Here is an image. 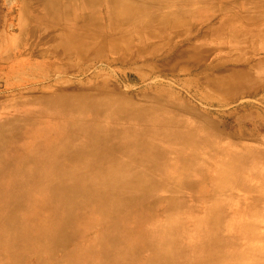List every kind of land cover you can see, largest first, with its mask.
Listing matches in <instances>:
<instances>
[{
    "label": "rangeland",
    "instance_id": "374dc122",
    "mask_svg": "<svg viewBox=\"0 0 264 264\" xmlns=\"http://www.w3.org/2000/svg\"><path fill=\"white\" fill-rule=\"evenodd\" d=\"M124 1L144 11L125 18L120 0H85L86 7L81 0H69L71 11L65 5L64 14L68 12L72 21L82 16L74 25L83 32L81 39L70 42L57 37L59 32L67 33L66 29L44 23L36 26L33 16L38 12L33 1L0 0V123L19 120L24 129H42V122L56 120L39 112H61L76 105L89 124L74 135L27 137L20 152L12 151L10 141L4 155L0 154V167L2 161L10 167L24 161L20 168L52 167L66 173L97 169L101 166L49 163L69 160L62 151L73 142L86 146V155L71 156L74 162H94L99 152L117 154L106 140L94 136L92 128L117 125L124 118L119 114L122 110L141 117L148 109L163 120L175 117L179 121V127L171 125L175 133H189L201 153L203 165L194 166L197 171L184 182L190 185L185 200L194 215L205 216L206 200L220 199L219 212L224 218L235 209L256 214L255 233L263 239L264 165L233 164L226 180L222 178L225 168L215 161L213 151L206 156L204 147L213 142L216 148L223 144L239 154L252 147L264 159V39L255 32V23L264 26V0ZM69 20L63 18L65 24ZM39 61L40 66H33ZM65 94L64 100L58 98ZM110 116L115 120L110 121ZM166 157L161 160L176 174L163 178L156 170L153 175L166 186L181 184L185 175L174 163L175 157ZM220 184L227 186L222 192L217 191ZM155 196L154 210L149 211L163 221L168 195L159 190ZM41 221L46 223L41 216L29 225L35 227ZM107 225H92L76 242L98 244L99 232ZM236 238L245 241L240 234ZM64 250L49 257L44 248L39 249L26 258L18 255L12 264H63L69 251ZM147 257L142 252L139 259Z\"/></svg>",
    "mask_w": 264,
    "mask_h": 264
},
{
    "label": "bare ground",
    "instance_id": "6f19581e",
    "mask_svg": "<svg viewBox=\"0 0 264 264\" xmlns=\"http://www.w3.org/2000/svg\"><path fill=\"white\" fill-rule=\"evenodd\" d=\"M31 1L38 12L33 16L36 26L44 23L48 27L66 29L67 33L59 32L57 36L62 41L81 39L83 32L75 30L74 22L82 20V16L71 20L67 15L72 5L69 0L64 5L61 0ZM81 2L86 7L85 0ZM65 5L68 12L64 14ZM119 5L120 11L123 8L124 17L130 15L133 18L144 11L140 5L133 6L124 0H120ZM63 18L70 20L65 24ZM83 25L87 27L86 20ZM255 25V32L264 39V26ZM39 63L33 66H40ZM66 96L58 98L64 100ZM122 111L119 114L124 118L117 125L93 127L91 130L95 137L98 135L113 146L117 154L99 152L94 162H74L71 156L86 155V146L73 142L67 146V150L62 151L70 161L65 160L64 164L49 163L54 166L69 163L100 165L97 169L80 168L66 173L52 167L20 168L27 163L24 161L15 162L16 167L1 162L0 264H12L18 255L26 258L33 252L38 254L39 249L43 248L49 257H53L61 254L59 251L65 252V247L70 253L68 251V259L63 264H264V238L255 233L254 228L256 214L248 209H235L229 217L224 218L219 212L220 199L209 198L205 202L206 215L198 217L194 215L191 204L186 203L190 185L184 182L186 177L197 171L194 166L203 165V160L202 156L199 157L201 153L198 147L195 148L196 145L189 140V133H175L176 128L171 125L177 124L179 127V121L173 116L163 120L148 109L143 111L145 115L141 117L128 116L125 114L127 110ZM38 115H45L56 122H42V129L33 126L24 129L18 124L19 120L0 123L2 156L10 141L12 151H19L27 137L38 140L69 136L89 126L76 105L61 112L54 113L50 109ZM109 120L114 121L115 116H110ZM70 121L74 122L73 126H67ZM38 133L42 135L39 137L36 135ZM207 145L204 147L208 149L206 156L213 151L215 161L225 168L222 178L224 176L226 180L230 178L228 169L233 164L239 167L243 166L242 163L264 165V159L257 156L252 147L243 146L247 147L246 152L239 154L223 144L220 148H216L213 142ZM167 155L175 157L174 163L185 175L181 184L166 186L153 175L156 170L163 178H172L176 174L166 161L161 160ZM39 165L46 166L43 163ZM216 187L218 192H222L227 186L220 184ZM159 190L168 195L163 221L149 211L154 210L158 197L155 192ZM41 216L46 223L41 221L35 227L29 225ZM226 219L228 224L224 225ZM96 223L108 224L99 232L98 244L76 242L78 236ZM236 233L244 237L243 243L237 240L239 234ZM255 239H258V244ZM142 252H147L148 257L140 260Z\"/></svg>",
    "mask_w": 264,
    "mask_h": 264
}]
</instances>
